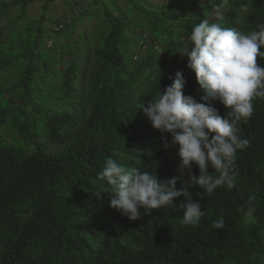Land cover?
I'll list each match as a JSON object with an SVG mask.
<instances>
[{
  "label": "trees",
  "instance_id": "obj_1",
  "mask_svg": "<svg viewBox=\"0 0 264 264\" xmlns=\"http://www.w3.org/2000/svg\"><path fill=\"white\" fill-rule=\"evenodd\" d=\"M30 3L0 0V17L19 11L0 26V264H264V99H255L253 115L238 125L250 143L236 154L235 188L220 186L200 199L187 171L178 181L177 190L187 184L201 203L197 227L181 225L178 207L141 210L129 220L110 207L114 197L98 178L108 157L160 182L178 175V146L165 149L138 108L163 93L177 71L184 94L201 102L180 53L191 46L192 27L208 19L251 32L264 23V0H168L160 7L92 0V11L66 23L45 17L48 3L27 18ZM83 23L91 25L74 36ZM257 64L264 67V59ZM213 106L221 116L228 111L218 101ZM191 172L199 177L197 166ZM250 196L256 211L246 218L241 208ZM221 216L224 228L214 229Z\"/></svg>",
  "mask_w": 264,
  "mask_h": 264
},
{
  "label": "clouds",
  "instance_id": "obj_2",
  "mask_svg": "<svg viewBox=\"0 0 264 264\" xmlns=\"http://www.w3.org/2000/svg\"><path fill=\"white\" fill-rule=\"evenodd\" d=\"M185 46L180 52L188 58L187 68L196 78L203 95L201 102L184 94L186 80L177 71L170 86L157 97L139 106L153 129L161 133L165 149L178 146V175L160 182L156 174L139 168L128 169L111 157L106 158L98 178L109 186L112 197L110 207L129 220L151 215L167 207L180 208L182 226L197 227L203 216L201 203L193 201L187 184L199 186L211 195L220 186L236 187L238 172L236 154L249 146V140L239 133L241 121L254 113L253 101L264 99V67L257 64V57L264 59V23L245 33L208 19L194 25ZM160 79V78H159ZM219 102L228 111L221 116L213 102ZM168 135L171 141H168ZM193 165L199 177L192 174ZM211 167L215 174H209ZM188 172L187 184L177 190L176 185ZM185 200L179 205L173 201ZM255 197L250 196L241 211L251 217L255 211ZM225 221L219 217L212 222L214 229H223Z\"/></svg>",
  "mask_w": 264,
  "mask_h": 264
},
{
  "label": "rangeland",
  "instance_id": "obj_3",
  "mask_svg": "<svg viewBox=\"0 0 264 264\" xmlns=\"http://www.w3.org/2000/svg\"><path fill=\"white\" fill-rule=\"evenodd\" d=\"M6 1V3L9 2V0H3ZM190 1V0H187ZM76 2V4H75ZM168 0H150V3L156 5L157 7H160L164 4H166ZM44 3H48L49 8L46 12L45 17L49 19L52 23L58 22H68L70 17L73 16V18H76L79 13H81L83 10L86 11H92V0H31V3L26 8V17L35 18L38 17L41 13V5ZM120 7L123 6L122 2H118ZM18 9L16 6L9 9L8 12H5L4 15H1L0 17V26H7L11 24L17 17H18ZM221 13V12H220ZM26 21H23L22 27H25ZM48 25V24H47ZM91 23H83V25L79 24L76 28L73 29V35L76 36L79 34L82 30H88V27H90ZM49 27H53V25H50ZM7 35V31H3V36ZM16 36V35H15ZM50 43H47V46H49Z\"/></svg>",
  "mask_w": 264,
  "mask_h": 264
}]
</instances>
